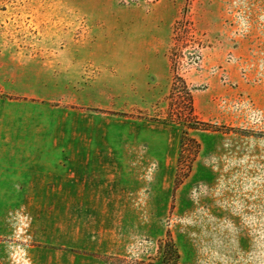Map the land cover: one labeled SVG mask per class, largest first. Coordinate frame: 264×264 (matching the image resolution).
Wrapping results in <instances>:
<instances>
[{"label": "rangeland", "instance_id": "rangeland-1", "mask_svg": "<svg viewBox=\"0 0 264 264\" xmlns=\"http://www.w3.org/2000/svg\"><path fill=\"white\" fill-rule=\"evenodd\" d=\"M0 264H264V0H0Z\"/></svg>", "mask_w": 264, "mask_h": 264}, {"label": "trees", "instance_id": "trees-1", "mask_svg": "<svg viewBox=\"0 0 264 264\" xmlns=\"http://www.w3.org/2000/svg\"><path fill=\"white\" fill-rule=\"evenodd\" d=\"M189 100H190V102H189V103H190V107H191V101H192V100H191V97L189 98Z\"/></svg>", "mask_w": 264, "mask_h": 264}]
</instances>
